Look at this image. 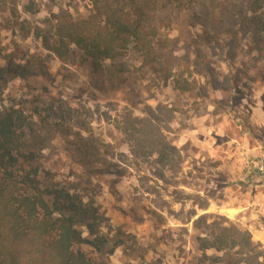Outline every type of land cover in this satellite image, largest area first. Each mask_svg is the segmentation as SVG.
<instances>
[{
  "label": "rangeland",
  "instance_id": "1",
  "mask_svg": "<svg viewBox=\"0 0 264 264\" xmlns=\"http://www.w3.org/2000/svg\"><path fill=\"white\" fill-rule=\"evenodd\" d=\"M3 1L1 53L17 61L33 56L43 71L32 80L0 85V103L22 101L28 111L49 114V105L54 104L57 129L49 137L43 128L28 142L34 150L44 146L42 163L60 178L71 168L98 184L92 196L106 218L104 231L111 226L114 242L119 243L109 257L112 264H216L195 254L197 232L192 221L196 217L189 219L194 211L196 216H223L224 224L247 230L264 256V170L259 168L264 166L262 28L247 21L248 26L229 42L215 35L210 20L211 15L223 19L218 24L222 28L226 15L218 16L209 0L191 4L184 0L183 9L168 12L170 27L162 29L171 40L168 70L144 65L138 54L129 51L119 60L123 72L110 80L107 74L93 72L76 47L61 59L33 35L34 27L45 29L60 9L74 17L87 16L90 0ZM231 1L251 17L241 0ZM14 4L19 18L7 11ZM158 16L165 18L166 13ZM26 29L31 30L27 36ZM204 41L208 42L201 51ZM228 71L239 76L237 87L243 93L221 90L227 86ZM211 73L216 80L212 91ZM205 93L221 105L214 108ZM33 118L39 120L38 115ZM67 130L89 137L97 150L80 153L78 147H83L73 137H63ZM80 157L86 163L82 168L77 164ZM96 167L109 168L111 174L86 172ZM70 180L84 183L73 176ZM204 199H208L206 210L193 206ZM234 260L222 264H235Z\"/></svg>",
  "mask_w": 264,
  "mask_h": 264
},
{
  "label": "trees",
  "instance_id": "2",
  "mask_svg": "<svg viewBox=\"0 0 264 264\" xmlns=\"http://www.w3.org/2000/svg\"><path fill=\"white\" fill-rule=\"evenodd\" d=\"M90 1L92 8L85 17H74L69 11L60 9L51 15L45 29L34 27L33 35L45 50L65 59L74 46L81 51L83 59L90 62L93 72L107 74L110 80L123 72V63L119 60L129 51L138 54L144 65L168 70L170 53L167 50L171 48V40L162 29L170 27L168 12L183 9L184 0ZM194 1L188 0L187 3ZM241 1L248 6L252 14L250 18L247 17L248 12L242 7L236 8L231 0H209L218 16L226 15L227 23L222 28L218 24L222 25L224 20L216 15L210 16L216 36H224L233 42L241 29L248 26L245 25L247 21L264 30V0ZM5 6L6 2L0 0V11ZM7 11L11 17L19 18L17 5L8 7ZM160 12L166 13V17H159ZM30 31L26 29L25 36ZM202 33L208 35L206 30ZM206 42H203L201 51ZM201 51L197 50L196 56H200ZM0 62L1 88L16 79L28 81L38 78L43 71L33 56L17 61L13 55L0 51ZM209 77L212 91L216 80L212 73ZM224 78L227 86L221 90L235 95L244 92L237 87L238 75L233 76L228 71ZM247 80L250 81L249 78ZM201 92H205L204 89ZM183 93L178 92V95ZM205 95L206 102L214 108L221 105L214 96ZM53 106L49 105V114L28 111L22 101L15 103L7 99L6 104L0 103V264H112L109 257L119 243L114 242L111 226L104 231L106 218L92 196L93 188L98 184H92L90 179L71 168L69 174L60 178L44 167L40 157L44 146L34 150L28 142L43 128H47L49 137L57 129L58 125L53 123ZM33 115H38L39 120H34ZM149 119L155 121L153 115ZM159 135L165 140L162 133ZM63 137H73L83 147H78L80 153L97 150L92 140L79 131L67 130ZM77 164L81 168L86 166L83 157ZM192 170L198 169L192 167ZM86 172L95 176L111 174L109 168L100 167ZM117 175L122 176L121 172ZM72 176L81 178L84 183L72 182ZM193 206L206 210L208 199ZM196 215L194 211L189 219L196 217L192 221L193 231L197 232L194 251L195 254L201 253L202 260L209 258L216 264H222L234 257L235 264H264V256L256 249L260 245L251 240L247 230L231 223L224 224L227 219L223 216ZM215 254L219 256L212 258ZM198 264H203V261Z\"/></svg>",
  "mask_w": 264,
  "mask_h": 264
},
{
  "label": "built area",
  "instance_id": "3",
  "mask_svg": "<svg viewBox=\"0 0 264 264\" xmlns=\"http://www.w3.org/2000/svg\"><path fill=\"white\" fill-rule=\"evenodd\" d=\"M260 169H261V171H263L264 170V166H261V167H259Z\"/></svg>",
  "mask_w": 264,
  "mask_h": 264
},
{
  "label": "bare ground",
  "instance_id": "4",
  "mask_svg": "<svg viewBox=\"0 0 264 264\" xmlns=\"http://www.w3.org/2000/svg\"><path fill=\"white\" fill-rule=\"evenodd\" d=\"M230 211H232V210H230ZM234 211V210H233ZM234 213H235V211H234ZM234 215V214H233Z\"/></svg>",
  "mask_w": 264,
  "mask_h": 264
}]
</instances>
